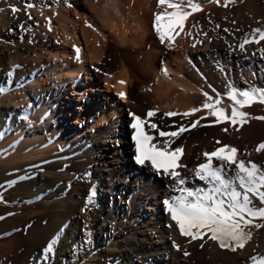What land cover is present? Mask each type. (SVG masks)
<instances>
[{"label":"bare ground","instance_id":"obj_1","mask_svg":"<svg viewBox=\"0 0 264 264\" xmlns=\"http://www.w3.org/2000/svg\"><path fill=\"white\" fill-rule=\"evenodd\" d=\"M198 2L203 11L188 18L172 48L160 43L153 28L158 0L0 2V76L10 88L0 95V264H22L33 255L45 260L43 251L57 235L51 261L61 263L75 242L83 244V257L66 264H115L122 257L126 264H248L252 255L264 254V229L254 230L252 241L236 253L212 242L203 249L201 241L189 243L165 208L174 195L172 182L134 160L130 113L145 117L158 109L153 122L172 131L205 111L191 117L164 113L200 107L203 92L215 96V88L223 94L229 82L239 89L264 88L258 51L264 41L246 45L244 52L238 47L253 29H264V0ZM14 27L21 33L12 30L8 40L4 33ZM190 31L203 43L193 47ZM245 110L264 116L259 103ZM84 114L92 121L71 128ZM212 119L173 145L183 144L188 167L180 171L187 187L203 186L192 169L204 151L222 145L264 163V153L255 151L264 143V120L251 119L237 131ZM93 189L94 203L88 204Z\"/></svg>","mask_w":264,"mask_h":264},{"label":"snow or ice","instance_id":"obj_2","mask_svg":"<svg viewBox=\"0 0 264 264\" xmlns=\"http://www.w3.org/2000/svg\"><path fill=\"white\" fill-rule=\"evenodd\" d=\"M214 2L219 4V0ZM223 6L227 7L228 4L225 3ZM158 8L161 10L154 15L153 28L160 43L167 44L169 48L175 46L176 37L184 32L188 18L196 12L203 11L198 0H158ZM16 11L18 10L13 9L14 13ZM20 27L24 29L23 25ZM197 27V24L192 25L193 29ZM216 27L219 28V25ZM224 31L227 32L228 29ZM188 35L193 36L195 41L193 47L197 43H203L195 40V33L190 31ZM203 35L207 36V33ZM261 41H264V29L257 27L243 37L238 47L244 52L246 45L253 43L260 45ZM75 51L76 58L79 59L81 49L76 48ZM258 51L261 57H264V47ZM162 71L165 76L168 75L166 68ZM12 75L14 72L9 73V76ZM120 83L123 84L125 81ZM209 87L212 88L211 85ZM225 88L223 94L212 88L215 96L203 92L205 102L200 107L184 113H164L167 117L178 115L191 117L205 111L204 116L188 125L177 126L176 130L165 131L162 125L153 122L152 118L157 115L158 109L149 110L145 117L130 113L132 116L130 127L133 130L135 163L150 168L157 175H163L172 182L170 187L174 195L166 199L164 204L179 234L189 238V243L201 241L199 244L201 249L212 242L222 250L236 253L243 251L252 241L254 230L264 229V163L258 164L240 158L239 150L231 145H222L211 152L204 151L201 154L203 161L192 169V177L202 182L203 186L191 188L186 186L187 177L180 171L188 167L182 162L186 155L183 144L173 147L184 133L198 126H205L201 121L209 117L213 118L212 124H227L237 131L251 119L264 120V116H252L245 110L255 103L264 105V88L239 89L232 82L226 84ZM9 90V87H0V95L6 94ZM119 95L121 98L126 97L124 92ZM225 99L230 103L225 105ZM222 130L228 132L229 129L224 127ZM220 143L216 141V144ZM255 151L264 153V143L259 144ZM94 197L95 189L90 192L88 204L94 203ZM58 242L59 235L49 241L43 251L45 260L54 254ZM174 246L180 250V246L175 242ZM184 255L188 256L190 253L184 251ZM248 264H264V254L252 255Z\"/></svg>","mask_w":264,"mask_h":264},{"label":"rangeland","instance_id":"obj_3","mask_svg":"<svg viewBox=\"0 0 264 264\" xmlns=\"http://www.w3.org/2000/svg\"><path fill=\"white\" fill-rule=\"evenodd\" d=\"M4 2V1H8V0H0V2ZM17 28L18 27H14V28H12L11 30L10 29H7L6 31H5V33H4V35H5V38H7L8 40L14 35L13 33H15V32H17L16 30H17ZM12 30H14V32L12 33ZM20 29L18 28V32H17V34L19 33H21V30L19 31ZM11 31V33H9ZM7 32V33H6ZM8 34H10V35H8ZM18 39H21V37L18 35ZM20 41V40H19ZM20 43H21V41H20ZM11 70H9L8 72H10ZM84 73H81V75H80V78H84V77H86V74L85 75H83ZM4 86V82H2V77L0 76V87H3ZM148 91L150 90V88H148L147 89ZM91 96H90V94H89V92L86 94V98H87V100H89V101H92L91 100V98H90ZM93 111H95V110H93ZM89 112H91V110H89ZM71 116H73V117H75L74 115H72L71 114ZM94 119V118H93ZM90 121H92V119H91V116H90V114H84V115H81V116H79V118H77V120L73 123V125L71 126V128H75V129H77V130H81L82 128H84L85 126H87L88 124H89V122ZM70 125V124H69ZM117 128H119V129H121V126H120V124L118 123L117 124V126H116ZM113 145H115V146H118L119 144H118V142L117 141H115L114 143H113ZM45 223V219H41V221H40V224L41 225H43ZM82 250H83V244H82V242L81 241H77V242H75V244H74V248L72 249V251L70 252V253H68V254H63L62 255V262L61 263H58L56 260H53V261H51V258L52 257H55L56 255L55 254H52L50 257H48L47 258V260H38V258H35L34 256L35 255H33V256H31L27 261H25V262H23L22 264H66V263H71L72 261H78V260H80L81 259V257H83V255H82ZM118 259V258H117ZM149 261V263L151 264L152 263V259L150 260V259H148ZM115 264H126V262H125V259H124V257H122V258H120V260L118 259V260H116L115 259V262H114Z\"/></svg>","mask_w":264,"mask_h":264}]
</instances>
